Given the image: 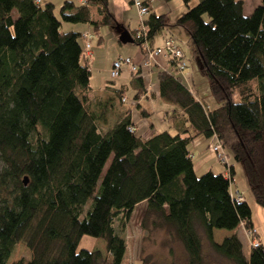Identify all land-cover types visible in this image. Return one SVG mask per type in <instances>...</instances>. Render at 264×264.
Returning a JSON list of instances; mask_svg holds the SVG:
<instances>
[{"label": "trees", "instance_id": "1", "mask_svg": "<svg viewBox=\"0 0 264 264\" xmlns=\"http://www.w3.org/2000/svg\"><path fill=\"white\" fill-rule=\"evenodd\" d=\"M180 1L186 10L174 24L187 33L217 104L210 109L182 84L186 57L182 72L168 61L169 70L155 76L160 98L179 110L165 118L177 122L175 133L165 129L142 139L127 114L99 131L101 115L87 105L82 32L61 31V23L92 27L94 35L100 26L116 25L107 0L64 1L59 19L44 0H0V264L19 241L30 260L13 264H121L126 244L114 223L121 226L140 203L173 230L187 264H203L195 225L231 263L264 264L251 209L234 201L243 196L231 189L227 163L229 153L241 164L253 202L264 209V0L249 15L242 0H198L192 7V0ZM144 25L149 42L166 26L165 16L148 7ZM122 95L116 92L125 102ZM188 129L208 144L212 137L221 143L224 172L196 176ZM240 225L257 243L249 244L247 259L235 235L212 240L213 230ZM82 236L103 240L105 256L77 250Z\"/></svg>", "mask_w": 264, "mask_h": 264}, {"label": "rangeland", "instance_id": "2", "mask_svg": "<svg viewBox=\"0 0 264 264\" xmlns=\"http://www.w3.org/2000/svg\"><path fill=\"white\" fill-rule=\"evenodd\" d=\"M50 2L53 5V13L54 16L59 19V8L62 5L64 1H73L77 2V0H44V2ZM129 1H127L128 9L124 5H120L115 0H107V6L109 9V12H116L117 16H121L122 20H124L125 24L127 25L129 23L130 25V33L132 34L135 29L138 28V21L139 17L137 14V10L133 7L132 3L129 4ZM141 1V0H139ZM162 1V5L164 7H159L156 9V11L159 13L162 10H164L166 17V25H169L167 28L168 30L166 32H171L173 36H175L176 41L179 43V47L184 52L185 57L187 58V68L186 71L192 72L194 74V87L196 90V93L198 96H203L205 103L208 105L210 109L215 108L216 100L213 98L209 92L208 84L206 82V78L204 75V72L202 71V67L200 62L197 59H194V57L191 55L190 48L188 46V35L187 33L179 26H176L175 19L180 16L182 13H184V8L181 10L179 9V4H184L180 0H174L173 3H169L170 1ZM243 1V9L244 12H248L249 10H252L258 3V0H242ZM198 0H192L188 3L190 7L194 6ZM169 8V9H168ZM111 14V13H110ZM92 27L76 23H61V31L67 32V31H78V32H85L83 30H88L92 33L94 39L90 42L92 48L96 47L97 42L100 41L98 37H101L100 41V47L98 49H95V63L93 64L94 67L92 69V75L93 78L99 79L100 77H105L104 81H112L114 84H127L128 83V74H130L126 69H123L121 74L117 78L110 77V68L112 62L116 61L117 59H124L129 58L136 62L132 56L133 54L138 51V48H141L140 46H137L135 44H119L118 39L120 37L119 34H121L119 31L118 36L114 37V32L117 31L116 25H105L100 26L99 30L97 31V35H94ZM182 33V34H181ZM133 38V37H132ZM173 38V37H172ZM174 39V38H173ZM175 40V39H174ZM81 46L84 47V40L81 39L80 41ZM161 43L158 45L160 46ZM157 47V46H153ZM154 64V63H153ZM152 64V65H153ZM155 65V64H154ZM109 67V68H108ZM154 67V66H153ZM153 67H150L151 70ZM109 69V70H108ZM108 70V74H107ZM201 70V71H200ZM146 71V70H145ZM176 74V73H175ZM183 80V79H182ZM91 84L93 87L94 93H101L102 90L99 89V86L101 83L95 82V80H91ZM193 96L195 95V91L192 90L190 92ZM126 97L128 98L127 104H122L118 97L113 95L112 101H113V111L110 114H106L103 118H105L106 122L109 121V123L112 122V119L114 117L115 111H118L120 109H126L127 106H130L131 109L132 105L134 106V100L132 98L133 96V90H128L125 92ZM195 95L194 98L197 96ZM197 99V98H195ZM161 102V100H160ZM153 103V102H152ZM143 108L147 110L148 118L151 117V119H154L152 115H155L157 112H159V103L156 104H150L143 101L142 103ZM136 109V108H135ZM161 109V107H160ZM154 123V121H151ZM177 123L175 120H172L171 118L167 120V129L169 133L173 134V126ZM203 138V137H202ZM205 143V141H204ZM207 145V143H206ZM210 144L207 146V150H205V155H211L210 153ZM227 163L231 164L233 163L231 155L227 153ZM108 163V161H107ZM106 163V164H107ZM208 163L212 166V172L218 173V172H224L225 166L221 164V161L219 159L212 155L210 156ZM237 177H236V183L244 185L245 184V177L242 174L240 168H237ZM241 173V175L239 174ZM203 174L201 171H198L196 173V176H200ZM99 184V182H98ZM236 184L233 182L231 189L234 190L236 188ZM98 187V185H97ZM233 194L234 191H231ZM251 195V194H250ZM247 197L248 204L250 203V207H252V225L253 228L259 230L257 233L258 240L261 243L262 247L264 248V209L257 204H255L249 196ZM244 199V197H243ZM245 200V199H244ZM92 203V199H88L84 206H83V213L81 214L80 218H83L86 211L90 208ZM114 227L118 234L121 235V237L125 240L126 244V252L125 257L123 258V261L121 264H187V256L183 249L182 244L178 241V239L175 237L173 230L165 225L162 221L158 219V217L151 212H148L146 210V204L140 203L137 204L130 214V217L128 220H123V223L120 226V223L115 221ZM195 230L198 234L199 240H200V248H201V256L203 260V264H233L227 259L223 258L222 256L216 254L212 248L210 247V244L206 237L204 236L202 229L195 225ZM227 230H215V234L227 236L224 233H226ZM246 230L240 225L239 228H237L234 231V234L237 238V240L240 242L241 245V251L243 256L247 259L249 255V242L247 240V237L245 235ZM216 238V237H215ZM218 240V239H216ZM220 241V240H219ZM79 249H86L90 251L98 250L101 252L102 256H105L104 251V241L101 239H94L90 236H82L79 240V243L77 245V250ZM30 260V252L24 245L22 241H19L15 246L14 249L8 258L6 264H13L17 261H22L24 263L28 262Z\"/></svg>", "mask_w": 264, "mask_h": 264}, {"label": "crops", "instance_id": "3", "mask_svg": "<svg viewBox=\"0 0 264 264\" xmlns=\"http://www.w3.org/2000/svg\"><path fill=\"white\" fill-rule=\"evenodd\" d=\"M116 2H118L120 5H124L127 9V1L128 0H115ZM144 1L148 4V7L150 9V11L156 13V14H162L166 17V14L164 12V10H162L161 12H157L156 9L159 7H164L162 4L161 0H141ZM174 0H171L169 3H173ZM129 4L130 1H129ZM244 6V5H243ZM186 9V7L183 5L179 4V9ZM169 9V8H168ZM109 10V9H108ZM183 11V10H182ZM252 10H249L248 12H244L243 9V14L244 15H249L250 12ZM111 13V15L113 16L115 22H116V28L117 31H115L114 37L118 36V32L119 31H123L126 32L132 39V34L129 31V23L126 25L124 20H122L121 16H117L116 12H109ZM169 25H166L158 34H156L150 41L149 44L152 46H158L162 40L166 37H173L175 39V42L177 44H179L176 41L175 36H173L172 34H170L171 32H166L169 28ZM89 30V29H88ZM88 30H83V31H88ZM182 34V33H181ZM94 39V37L92 38V40ZM91 40V41H92ZM99 40L101 41V37L99 38ZM100 41L97 42L96 47L91 46L90 43V47L89 50L87 52L86 56V61L89 65V69H90V78H89V91L87 92V105L88 108L91 111H95V113H100L99 115H101V117L99 118V120L97 121L98 124V128L99 131L101 133H105L106 131H108L115 122H117L119 119H121L123 117V115H128L129 116V120L131 122V124L133 125V128H135V134L139 137H141L142 139L148 138L149 136H151L154 133L163 131L165 129H167V124L165 121V118L167 117L168 113H178V108L176 105H174L172 102L166 101L162 98H160L159 96V91H158V83L156 80V76L155 73L159 70H169L170 65L168 63V61L162 57V56H157L155 57L154 60V64L151 66L153 67L152 70L151 68H147L143 66V62L146 60L145 54L143 53V51H141L140 48H138V51H136L132 58L138 62L139 64V69L136 73L134 74H128L127 78H128V83L127 84H119L116 85L114 84L112 81H104L105 77H100L99 79H95L93 78L94 75H92V69L94 67V61H95V49H98L101 45H100ZM118 43L121 45L122 43L119 42ZM127 44H134L132 43H127ZM109 68V67H108ZM188 69V68H186ZM109 70V69H108ZM108 70H107V74H108ZM146 70V71H145ZM201 71V70H200ZM181 78L183 79L181 82L182 84L189 90L195 91V95H197L196 90H195V85H194V74L192 72H188V70L184 71L181 74ZM95 80V82L97 83H101L99 86V89L102 90L103 92L101 93H94L93 92V87L91 84V80ZM128 90H133V96L135 94H139L138 98L136 100H134L135 104L134 106L132 105V108L130 106H127L126 109H120L118 111H115L114 117L112 119V122L109 123L106 122L105 118H103L104 116H106V114H110L113 111V101H112V97L113 95L116 96V92L118 93H123L122 97H124L126 99L125 102H121L122 104H127V102L129 101L128 98L125 95V92ZM132 96V97H133ZM199 97V96H198ZM203 97V96H201ZM161 100V102H160ZM146 101L150 104H156L159 103V112H157L155 115H152L154 119L148 118V112L145 108H143L142 106V102ZM153 102V103H152ZM161 107V109H160ZM136 108V109H135ZM151 121H154L151 122ZM180 127L182 128V126L180 125ZM185 127V125H183V128ZM190 135H193L194 137L191 138V142L188 145V148L190 150V154H191V160L193 163V168L195 171V174L198 171H201L202 173L206 172L207 170H211L212 171V166L208 163L210 156L212 157V154L210 155H205V150H207V146H208V141L204 138H202L201 135H196L195 132H193L191 129H188ZM174 132V130H172ZM175 133V132H174ZM173 133V134H174ZM171 134V133H170ZM185 136V135H184ZM205 141V143H204ZM207 143V145H206ZM232 168H233V177L232 180L233 182L236 184V188H234V191L239 192V194H241L245 201L248 204V201L246 200L247 197L249 196L251 198L246 180H245V184L241 185L240 183L237 184L236 181V177H237V168H240L242 174L244 175L243 172V168L241 166L240 163H231ZM219 173V172H218ZM241 175V173H239ZM245 177V176H244ZM245 179V178H244ZM252 199V198H251ZM253 201V200H252ZM250 207V203L248 204ZM250 209H252V207H250ZM251 216H252V210H251ZM251 223H252V219H251ZM253 226V225H252ZM239 228V226L237 227ZM236 228V229H237ZM227 230L226 233H224L227 236H222V235H218L215 234V230L212 231V240L213 242L219 244L224 238L226 237H230L234 234V231L236 230ZM259 232V230L257 229V233ZM216 237V238H215ZM218 239V240H216ZM220 240V241H219Z\"/></svg>", "mask_w": 264, "mask_h": 264}, {"label": "built area", "instance_id": "4", "mask_svg": "<svg viewBox=\"0 0 264 264\" xmlns=\"http://www.w3.org/2000/svg\"><path fill=\"white\" fill-rule=\"evenodd\" d=\"M133 7L137 10V14L139 17L138 21V28L134 33V39L140 41V47L145 54L146 60L143 62V66L150 68L154 63L155 57L162 56L167 61H170L174 64V68L180 72L184 71L186 66L184 63L185 55L184 52L181 50L178 44L175 43L174 39L171 37L164 38L160 46L151 47L147 40V29L144 25V17L148 13V7L143 4L142 1L139 0H131ZM93 35L89 31H85L82 34V38L85 41L86 46V56L88 48L90 47V40L92 39ZM139 64L134 62L129 58L124 59H117L116 61L112 62L110 68V77L117 78L123 69H126L130 74H134L139 69ZM124 101V100H123ZM210 152L215 154L216 157L221 161V163H226V156L222 149L221 143L214 137L210 139ZM244 199L240 196H235V202H241ZM255 232V231H254ZM253 231H246L245 235L250 245L256 246L257 243L254 240H251V235Z\"/></svg>", "mask_w": 264, "mask_h": 264}, {"label": "water", "instance_id": "5", "mask_svg": "<svg viewBox=\"0 0 264 264\" xmlns=\"http://www.w3.org/2000/svg\"><path fill=\"white\" fill-rule=\"evenodd\" d=\"M121 34H119L120 35V37H119V42L120 43H122V44H126V43H132L133 41H132V39H131V37L126 33V32H120ZM26 182H27V179H26V177H24L23 178V184H26Z\"/></svg>", "mask_w": 264, "mask_h": 264}]
</instances>
